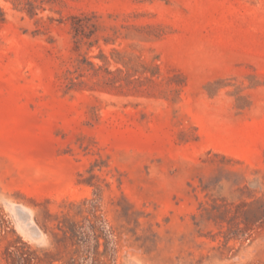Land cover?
<instances>
[{
    "label": "rangeland",
    "instance_id": "1",
    "mask_svg": "<svg viewBox=\"0 0 264 264\" xmlns=\"http://www.w3.org/2000/svg\"><path fill=\"white\" fill-rule=\"evenodd\" d=\"M16 249L264 264V0H0V264Z\"/></svg>",
    "mask_w": 264,
    "mask_h": 264
},
{
    "label": "trees",
    "instance_id": "2",
    "mask_svg": "<svg viewBox=\"0 0 264 264\" xmlns=\"http://www.w3.org/2000/svg\"><path fill=\"white\" fill-rule=\"evenodd\" d=\"M33 258H28L24 252L20 251L19 249H16L14 251H5V257L4 260L8 264L9 260L12 264H31Z\"/></svg>",
    "mask_w": 264,
    "mask_h": 264
}]
</instances>
